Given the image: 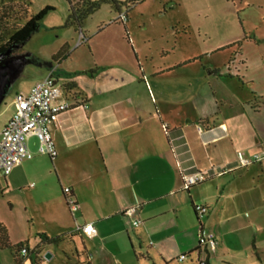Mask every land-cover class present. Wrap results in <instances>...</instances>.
Returning <instances> with one entry per match:
<instances>
[{
    "label": "crops",
    "instance_id": "obj_1",
    "mask_svg": "<svg viewBox=\"0 0 264 264\" xmlns=\"http://www.w3.org/2000/svg\"><path fill=\"white\" fill-rule=\"evenodd\" d=\"M127 16L73 28L77 42L51 56L41 80L54 70L61 101L73 107L51 128L54 159L30 137L33 159L0 174L10 241L0 264H264V52L248 54L256 42L246 37L213 51L232 49L218 65L205 62L206 51L185 49L177 60L173 41L154 60L152 40ZM238 152L260 161L239 168ZM180 168L210 177L185 191ZM65 188L80 206L74 215ZM195 205L207 214L198 218ZM131 207L137 228L123 214ZM88 223L95 237L74 232ZM206 233L215 235L214 253L199 246ZM39 235L59 240L43 244Z\"/></svg>",
    "mask_w": 264,
    "mask_h": 264
},
{
    "label": "rangeland",
    "instance_id": "obj_2",
    "mask_svg": "<svg viewBox=\"0 0 264 264\" xmlns=\"http://www.w3.org/2000/svg\"><path fill=\"white\" fill-rule=\"evenodd\" d=\"M71 1L77 3L81 0ZM117 1L122 7L120 13L114 5L103 4L84 23V28L88 30L100 22L116 21L120 14L126 13L134 23L135 34L152 40L149 49L153 51L154 60H158L164 45L169 42L171 46L173 41L177 60L183 56L185 49L192 54L206 51L209 56L205 57V62L218 65L223 64L227 52H232V49L212 52L246 37L256 42L246 45L248 54L264 52V0H143L134 5L128 4V0ZM2 4L7 5L3 7L5 16L0 28L3 40L22 27L31 16L47 7L54 11L47 13L39 32L26 45L0 58V124L12 114L15 93L28 91L39 82L46 68L52 67L51 56L63 44L74 45L78 40L73 28L64 27L68 0H0V8ZM183 26L188 27V37L177 35L174 40L171 39V32L177 30L181 33ZM0 184L4 185L2 176ZM6 196L8 194L0 189V197ZM2 205L6 203L2 202Z\"/></svg>",
    "mask_w": 264,
    "mask_h": 264
},
{
    "label": "built area",
    "instance_id": "obj_3",
    "mask_svg": "<svg viewBox=\"0 0 264 264\" xmlns=\"http://www.w3.org/2000/svg\"><path fill=\"white\" fill-rule=\"evenodd\" d=\"M127 14H120L118 21L125 23ZM63 87L59 83L55 71H50L45 78L34 84L28 92L16 93L14 96V113L0 131V174L7 177L13 170L33 159L34 154L29 147L30 137H36L39 141V153L54 159L57 156L55 143L52 139L51 128L57 122L59 115L68 111L73 106L67 101H61ZM260 161V156L247 157L243 152L237 153V165L239 168H246L253 163ZM182 190L189 191L192 187L206 182L210 174L208 172H188L180 168ZM66 205L71 214H76L80 206L69 188L63 190ZM195 213L198 218L205 216L208 208L204 205H195ZM139 208L131 207L123 214L132 219V226L139 227L142 221L137 218ZM75 233L87 237H95L97 230L92 223L77 225ZM199 246L204 247L210 253L216 251L217 243L212 233L199 236ZM21 257L28 254V250H19ZM186 256H181L184 261Z\"/></svg>",
    "mask_w": 264,
    "mask_h": 264
},
{
    "label": "trees",
    "instance_id": "obj_4",
    "mask_svg": "<svg viewBox=\"0 0 264 264\" xmlns=\"http://www.w3.org/2000/svg\"><path fill=\"white\" fill-rule=\"evenodd\" d=\"M142 1L143 0H128L127 3L130 5H134L135 3ZM103 4H110L117 7L119 5V2L117 0H81L77 3H74L71 0H68V16L64 27L75 28L76 30L81 29L84 21L96 11H98ZM4 6L6 8L7 5L2 4L0 8V28L3 21L2 19L5 16L3 12L5 11V9L3 8ZM50 11L54 10L50 7H47L39 14L31 16L22 27L15 29L12 33L8 34L4 40L0 38V57H4L8 54H13L19 47L26 45L31 37L39 32L41 22ZM61 57L64 58L63 53H61L57 58ZM39 239L43 244H52L59 240H50L44 235H39ZM0 247L10 248L8 232L2 224H0ZM18 248L20 250L22 246Z\"/></svg>",
    "mask_w": 264,
    "mask_h": 264
},
{
    "label": "water",
    "instance_id": "obj_5",
    "mask_svg": "<svg viewBox=\"0 0 264 264\" xmlns=\"http://www.w3.org/2000/svg\"><path fill=\"white\" fill-rule=\"evenodd\" d=\"M10 54H8V55H6V56H9ZM6 56H4V57H6ZM4 57H0V58H4ZM44 258L47 260V261H50L51 260V254L50 253H47L45 256H44Z\"/></svg>",
    "mask_w": 264,
    "mask_h": 264
},
{
    "label": "flooded vegetation",
    "instance_id": "obj_6",
    "mask_svg": "<svg viewBox=\"0 0 264 264\" xmlns=\"http://www.w3.org/2000/svg\"><path fill=\"white\" fill-rule=\"evenodd\" d=\"M117 8H120V6L118 5Z\"/></svg>",
    "mask_w": 264,
    "mask_h": 264
}]
</instances>
